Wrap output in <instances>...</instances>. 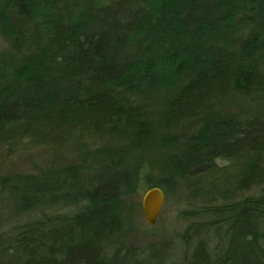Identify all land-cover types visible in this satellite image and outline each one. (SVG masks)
<instances>
[{
    "label": "trees",
    "instance_id": "1",
    "mask_svg": "<svg viewBox=\"0 0 264 264\" xmlns=\"http://www.w3.org/2000/svg\"><path fill=\"white\" fill-rule=\"evenodd\" d=\"M0 31V147L61 151L128 133L141 150L154 125L134 98L161 80L174 87L163 123L177 193L236 178L241 195L179 213L174 264H264V0H0ZM234 93L255 103L223 119ZM147 182L136 159L0 175V264H124L129 195Z\"/></svg>",
    "mask_w": 264,
    "mask_h": 264
},
{
    "label": "rangeland",
    "instance_id": "2",
    "mask_svg": "<svg viewBox=\"0 0 264 264\" xmlns=\"http://www.w3.org/2000/svg\"><path fill=\"white\" fill-rule=\"evenodd\" d=\"M166 26L171 27L166 23L161 27L165 29ZM156 36L160 45L168 49L167 51H181L183 44L178 42L177 36L167 35L170 39L162 33ZM162 37L168 39L164 40ZM3 48L5 41L0 31V49ZM160 81L145 84L134 98V102L143 109L154 125L151 142L141 150L134 149L128 133L95 140L87 147H68L61 151L46 148L27 149L22 145L0 147L1 176L48 174L73 167L79 171L86 168H112L134 159L144 164L148 173V189L162 188L166 196L165 204L156 224L150 226L142 206L144 188L140 185L133 187L129 195L132 208L127 216V246L132 252L124 264H174L181 259L183 253V246L177 236L184 231L186 225V222L180 220L179 213L190 210V206L195 203L223 201L228 199L226 197L229 195L231 196L229 199L241 196L236 191V178L222 182L213 190L196 195L186 190L182 184V189L177 193L178 185L170 174L172 158L177 152L176 147L169 144L173 132L166 129L163 123L166 102L172 95L174 87L172 89L164 83L158 84ZM254 103L244 94L234 93L223 109L221 118L232 119L241 116L251 109ZM259 161L264 163V151Z\"/></svg>",
    "mask_w": 264,
    "mask_h": 264
},
{
    "label": "water",
    "instance_id": "3",
    "mask_svg": "<svg viewBox=\"0 0 264 264\" xmlns=\"http://www.w3.org/2000/svg\"><path fill=\"white\" fill-rule=\"evenodd\" d=\"M165 199V193L159 187L152 188L144 194L142 206L150 226L156 224L164 207Z\"/></svg>",
    "mask_w": 264,
    "mask_h": 264
}]
</instances>
